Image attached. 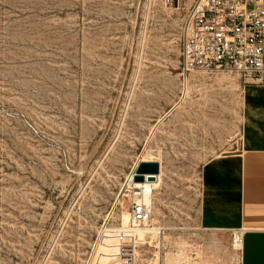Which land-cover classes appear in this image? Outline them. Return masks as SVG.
<instances>
[{"label": "rangeland", "instance_id": "1", "mask_svg": "<svg viewBox=\"0 0 264 264\" xmlns=\"http://www.w3.org/2000/svg\"><path fill=\"white\" fill-rule=\"evenodd\" d=\"M193 2L0 0V264H86L104 228L108 261L131 177L154 161L137 264H245L232 231L199 226L203 176L240 149L245 97L235 73L182 79Z\"/></svg>", "mask_w": 264, "mask_h": 264}, {"label": "built area", "instance_id": "2", "mask_svg": "<svg viewBox=\"0 0 264 264\" xmlns=\"http://www.w3.org/2000/svg\"><path fill=\"white\" fill-rule=\"evenodd\" d=\"M180 69L185 83L199 70L235 73L244 85L263 83L264 0H194L184 25ZM151 218V207L133 200L128 226L116 233L108 261L101 259L100 244L112 229L104 228L86 264H137L134 231ZM243 239L242 231L233 232L235 246Z\"/></svg>", "mask_w": 264, "mask_h": 264}, {"label": "crops", "instance_id": "3", "mask_svg": "<svg viewBox=\"0 0 264 264\" xmlns=\"http://www.w3.org/2000/svg\"><path fill=\"white\" fill-rule=\"evenodd\" d=\"M244 97L240 149L207 166L199 226L242 231L245 264H264V82L244 85Z\"/></svg>", "mask_w": 264, "mask_h": 264}, {"label": "water", "instance_id": "4", "mask_svg": "<svg viewBox=\"0 0 264 264\" xmlns=\"http://www.w3.org/2000/svg\"><path fill=\"white\" fill-rule=\"evenodd\" d=\"M160 174V164L158 162H141L136 170L134 181L137 183H156Z\"/></svg>", "mask_w": 264, "mask_h": 264}, {"label": "bare ground", "instance_id": "5", "mask_svg": "<svg viewBox=\"0 0 264 264\" xmlns=\"http://www.w3.org/2000/svg\"><path fill=\"white\" fill-rule=\"evenodd\" d=\"M140 164V163H139ZM138 164V165H139ZM134 176H135V174H134ZM134 176L133 177H131V180H130V182H132V181H134ZM159 177V176H158ZM134 183H135V185L136 186H134V184H133V195H134V197H135V199L134 200H136V201H141L146 195H147V193H148V191L152 188H155V187H157L158 186V183L156 182V183H148V182H143V183H137V182H135L134 181ZM146 198V197H145ZM142 201H144V200H142ZM146 201V200H145ZM150 221V220H149ZM148 221V222H149Z\"/></svg>", "mask_w": 264, "mask_h": 264}]
</instances>
